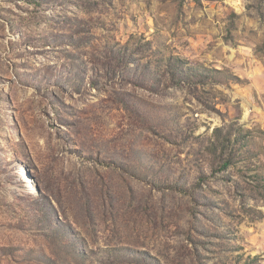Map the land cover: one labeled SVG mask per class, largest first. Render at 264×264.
Here are the masks:
<instances>
[{
    "label": "rangeland",
    "instance_id": "rangeland-1",
    "mask_svg": "<svg viewBox=\"0 0 264 264\" xmlns=\"http://www.w3.org/2000/svg\"><path fill=\"white\" fill-rule=\"evenodd\" d=\"M0 264H264V0H0Z\"/></svg>",
    "mask_w": 264,
    "mask_h": 264
}]
</instances>
